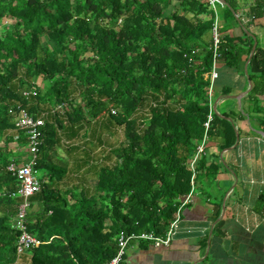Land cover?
I'll return each mask as SVG.
<instances>
[{
  "label": "trees",
  "instance_id": "obj_1",
  "mask_svg": "<svg viewBox=\"0 0 264 264\" xmlns=\"http://www.w3.org/2000/svg\"><path fill=\"white\" fill-rule=\"evenodd\" d=\"M229 4L222 8L233 16L235 5ZM261 17L264 0L253 9V18ZM211 24L212 13L199 0H0V192L16 190L7 166L27 143L14 130L10 110L27 107L37 116L47 111L43 106L68 105L66 117L48 114L40 129L41 187L27 213V229L40 244L29 251L28 264H108L121 233L164 235L177 198L189 193L188 164L204 133V74L211 70L212 52L209 39L203 41ZM220 42V61L243 72L253 42L227 35ZM247 76L253 83L249 97L264 94V55L258 48ZM29 81L42 82L44 90L38 87L35 97L25 99L20 90ZM73 89L83 103L74 100ZM161 92L185 103L177 111L154 107L140 132L133 118L137 109L149 93ZM104 117L124 129V140L111 151L113 164L100 167L93 192L59 189L56 183L68 168L57 154L60 128ZM213 117L210 139L220 150L232 147L234 123L224 113ZM217 170L202 156L196 186ZM16 204L0 196V264L16 261Z\"/></svg>",
  "mask_w": 264,
  "mask_h": 264
},
{
  "label": "crops",
  "instance_id": "obj_2",
  "mask_svg": "<svg viewBox=\"0 0 264 264\" xmlns=\"http://www.w3.org/2000/svg\"><path fill=\"white\" fill-rule=\"evenodd\" d=\"M224 1L223 7L229 8L232 2L235 8L230 16L225 8L218 7L221 35L250 40L256 43L254 53L258 48L264 55V17L253 18L258 0ZM208 39L209 36L205 37L203 42ZM246 63L248 70V58ZM245 65L243 72H239L219 61L215 81L218 113L229 116L234 123L235 144L220 150L219 142L210 139L205 159L216 163L218 170L214 177L197 184L191 202L182 210L170 245L156 248L148 243H132L126 250L125 264H264V94L249 97L253 83L244 72ZM224 90L227 95L222 93ZM81 126L68 129V133L76 129L81 139L86 134L76 146L89 140L91 144L86 143L89 147L92 143L101 144L96 150L103 155L108 152L104 151L107 148L100 142L101 137L99 140L98 129H91L88 136L87 125ZM69 142L65 140L67 145ZM81 149H84L82 156L69 153L62 157L68 163L67 175L57 186L63 191H87L84 180L88 171L99 166L95 162L99 157L94 153L90 157V150L86 151L84 146ZM72 179L75 182L69 183ZM29 259V254L24 255L20 264H28Z\"/></svg>",
  "mask_w": 264,
  "mask_h": 264
},
{
  "label": "built area",
  "instance_id": "obj_3",
  "mask_svg": "<svg viewBox=\"0 0 264 264\" xmlns=\"http://www.w3.org/2000/svg\"><path fill=\"white\" fill-rule=\"evenodd\" d=\"M205 4L212 13V24L209 30V50L212 52V64L211 70L204 74V78L208 79V89L205 96V103L208 107V113L204 123V133L201 143L195 150V155L188 167L191 171L190 178V190L189 193L177 198L178 206L173 214L171 221L169 222L164 235H156L153 232H141V233H121L117 239V253L111 259L108 264H125V253L128 246L132 243H148L153 247H167L170 245L174 235L176 234L179 222L181 220V213L184 207H186L192 200V197L196 190L195 176L198 161L202 156L207 153V147L210 141L209 130L212 126L213 115L218 113L217 105L215 102V81L219 75V61H220V41L221 32L219 25L218 7H223L218 0H199ZM4 23V22H3ZM6 23V21H5ZM120 23V20L117 24ZM196 52L199 49L195 50ZM30 86L23 88L20 91L25 99H31L36 96L37 88L40 87L38 82L29 81ZM147 103V102H146ZM184 100L179 95L172 98H168L164 92L161 93H149L148 103L143 107L137 109L133 118L137 120L140 132L147 126L151 112L154 107H162L164 110H180L184 104ZM67 104H59L53 108H50L46 112H40L37 116L32 115L27 107L20 108L17 112L10 110V113L14 115V127L16 131H21L26 136V158L23 160L12 161L7 166V171L17 179V188L15 191L6 193L0 192V196L9 197L15 201L16 213L12 219L11 228L19 232V236L16 243V261L17 264L21 258L28 254L29 251L40 244V241L33 236L27 229V213L30 207V199L33 195L40 191L41 183L37 177L36 166L40 157V146L42 144L41 127L44 125V120L49 114L56 117H66ZM146 108V110H145ZM116 110L112 109L111 114H115Z\"/></svg>",
  "mask_w": 264,
  "mask_h": 264
},
{
  "label": "rangeland",
  "instance_id": "obj_4",
  "mask_svg": "<svg viewBox=\"0 0 264 264\" xmlns=\"http://www.w3.org/2000/svg\"><path fill=\"white\" fill-rule=\"evenodd\" d=\"M5 21L6 20H3L4 23H5ZM38 83L40 85L41 91H43L44 90L43 83L42 82H38ZM73 92H74V96H73L74 100L76 102L83 103V99L80 98L78 93H76V89H73ZM179 97L181 98V96H179ZM146 102L148 103V98H147ZM146 102H145V104H147ZM42 108L49 110V106H45V107L43 106ZM145 110H146V108H145ZM52 117L53 116H50L49 118H52ZM136 117H138V116H136ZM57 118L60 120V118H63V117H60V118L57 117ZM85 125H87V127H85V130H88L87 131L88 136L92 132L91 129H94V128L98 129L99 140L101 137L102 140H100V142H104L105 143L104 145L107 148L104 151L107 150L108 152H105V154L103 155L101 151L96 150L97 147H99L101 144L92 143V146L89 147L88 144H86V143L91 144V142L89 140L83 142L82 144H79V146H76L75 143L79 142V140H82L84 137H86V134H85V136H82L83 138L81 139L80 138L81 134L80 133L77 134L76 129H73V133H68L69 127H67V128L63 127L62 129L60 128V135L57 136V146L56 147H57V154L61 157H63V155H65V154L69 155V153L82 156L84 154V152H83L84 149H81L82 146H84L86 148L85 149L86 151H87V149L90 150V157L93 156L92 153H94V156L99 157L98 160L95 161L98 163L99 166L95 165V169L89 170L88 175L84 180L85 183L82 182V184L84 183L85 185H87V186H85V189L87 190L86 192L89 193V192H93V190H91V188L92 187L94 188V185L96 183L97 175H98V172L100 169L99 167H102V166L107 167V166H110L113 164V157L111 158V151H112V149L117 148L121 144V142L124 140V129H123V127L117 126L113 120H111L110 118H106V117H104L103 119H101L99 122H97L95 124L87 123ZM11 132L14 136L18 135V132L14 131V130ZM65 140L70 141L69 144L71 143L72 145H69V144L67 145L65 143ZM13 146H16V145L14 144ZM26 156L27 155H26V151H25V146L19 147L16 158L21 157V160H23L26 158ZM100 163H102V164H100ZM96 167L98 169H96ZM39 173L40 172L37 171V177L38 178H39ZM79 173H83V172H79ZM80 180L82 181V179H80ZM73 181H74V179L68 180L69 183H71ZM56 184H58V183H56ZM17 264H20V261Z\"/></svg>",
  "mask_w": 264,
  "mask_h": 264
},
{
  "label": "water",
  "instance_id": "obj_5",
  "mask_svg": "<svg viewBox=\"0 0 264 264\" xmlns=\"http://www.w3.org/2000/svg\"><path fill=\"white\" fill-rule=\"evenodd\" d=\"M218 1H219L221 4H223V5L226 4L224 0H218ZM255 46H256V43H254L253 46H252V49H251L250 54H249V57H248V62L250 61V59H251V57H252V55H253V53H254ZM246 67H247V63H246V65H245V70H244V72L247 74Z\"/></svg>",
  "mask_w": 264,
  "mask_h": 264
}]
</instances>
